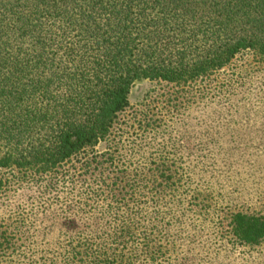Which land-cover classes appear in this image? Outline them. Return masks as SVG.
Masks as SVG:
<instances>
[{"label":"trees","instance_id":"1","mask_svg":"<svg viewBox=\"0 0 264 264\" xmlns=\"http://www.w3.org/2000/svg\"><path fill=\"white\" fill-rule=\"evenodd\" d=\"M247 51L264 62V0H0V187L13 171L40 177L95 148L135 81L187 84ZM215 191H196L194 212L206 213ZM160 216L95 219L86 244L43 262L17 253L32 264H171V235L152 237L167 225ZM221 217L236 245L264 239V214Z\"/></svg>","mask_w":264,"mask_h":264},{"label":"rangeland","instance_id":"2","mask_svg":"<svg viewBox=\"0 0 264 264\" xmlns=\"http://www.w3.org/2000/svg\"><path fill=\"white\" fill-rule=\"evenodd\" d=\"M13 172L0 187V264L86 244L95 219L160 215L168 228L155 221L152 237L171 235V264H264V239L236 245L220 223L230 209L264 214V62L247 51L187 84L141 78L95 148L40 177ZM211 186L215 203L194 212L191 196Z\"/></svg>","mask_w":264,"mask_h":264}]
</instances>
